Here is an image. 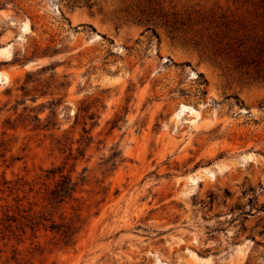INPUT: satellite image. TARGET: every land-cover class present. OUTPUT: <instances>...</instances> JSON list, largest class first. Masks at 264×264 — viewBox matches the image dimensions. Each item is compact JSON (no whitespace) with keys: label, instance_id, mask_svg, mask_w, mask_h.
Here are the masks:
<instances>
[{"label":"rangeland","instance_id":"obj_1","mask_svg":"<svg viewBox=\"0 0 264 264\" xmlns=\"http://www.w3.org/2000/svg\"><path fill=\"white\" fill-rule=\"evenodd\" d=\"M0 74V264H264V0H0Z\"/></svg>","mask_w":264,"mask_h":264},{"label":"trees","instance_id":"obj_2","mask_svg":"<svg viewBox=\"0 0 264 264\" xmlns=\"http://www.w3.org/2000/svg\"><path fill=\"white\" fill-rule=\"evenodd\" d=\"M61 178L62 179L57 181L55 186L48 192V198L45 200L47 201V206H49L51 209L54 208V205H61L65 200L70 199L75 193L76 184L72 183L71 179L67 177ZM32 216H27V222L31 230L43 226L42 222H48V220ZM21 219H23V217H21ZM23 220H26V218ZM5 222L6 224L0 220V227L2 228L0 235L3 237H5V233H11L13 231L11 224H17V231H22L23 229L22 224L16 223L17 220L13 216L6 215ZM73 226L74 225L69 223L63 225L56 224L54 221H52L51 225L49 226V230L54 232L57 236L62 237L64 243L68 245L70 244L72 237L76 234V231H74L75 228Z\"/></svg>","mask_w":264,"mask_h":264},{"label":"bare ground","instance_id":"obj_3","mask_svg":"<svg viewBox=\"0 0 264 264\" xmlns=\"http://www.w3.org/2000/svg\"><path fill=\"white\" fill-rule=\"evenodd\" d=\"M21 31L25 34H27L29 32V25L26 22L22 23ZM7 50H8V48L3 49V51H7ZM7 81H8V77L5 74H0V84L2 85L4 83H6Z\"/></svg>","mask_w":264,"mask_h":264}]
</instances>
